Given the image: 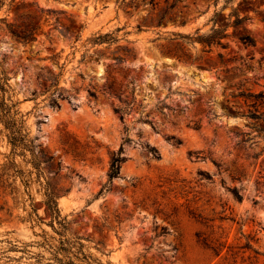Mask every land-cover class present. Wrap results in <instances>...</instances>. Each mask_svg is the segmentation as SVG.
<instances>
[{
  "label": "rangeland",
  "instance_id": "rangeland-1",
  "mask_svg": "<svg viewBox=\"0 0 264 264\" xmlns=\"http://www.w3.org/2000/svg\"><path fill=\"white\" fill-rule=\"evenodd\" d=\"M150 1L0 0V264H264V0Z\"/></svg>",
  "mask_w": 264,
  "mask_h": 264
},
{
  "label": "trees",
  "instance_id": "trees-1",
  "mask_svg": "<svg viewBox=\"0 0 264 264\" xmlns=\"http://www.w3.org/2000/svg\"><path fill=\"white\" fill-rule=\"evenodd\" d=\"M152 4H154V0L150 1ZM243 19V18H242ZM241 18H238V20L242 21ZM238 22V21H237ZM161 24V23H159ZM224 31L220 29H214V32L207 36H200L197 39L204 43L212 45L213 43H218L226 47V45L221 41V39L224 37ZM241 40L246 44H255V39L253 37H241ZM191 58V56H190ZM5 85H8V77L3 75V72L0 70V90L1 93L3 92V95L0 93V122H4L6 125V128L8 129V138L9 142L12 145V153L16 154L20 152L23 155H26L27 151H30L32 154V162L34 163L35 167L42 172V158L46 162H50L52 159V156L46 154L43 149H40L38 152H36L37 145L34 142V139H31L28 136L27 132H24V121L20 118H17L16 115L19 113L17 110L14 111V105L15 104H8L5 101V93L6 88ZM250 116V114H248ZM180 143V141H178ZM122 147L117 153H114L111 160L110 170H109V177L113 179L114 177L119 176L122 163L125 161V157L122 155ZM233 195L238 200H242L243 197L240 193L239 188L234 187L231 189ZM48 206L50 207L52 204L57 206V195L54 191H51L48 193Z\"/></svg>",
  "mask_w": 264,
  "mask_h": 264
}]
</instances>
